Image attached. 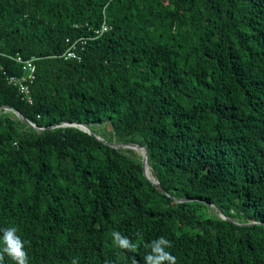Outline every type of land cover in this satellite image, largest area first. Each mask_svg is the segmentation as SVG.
<instances>
[{"label": "trees", "instance_id": "trees-1", "mask_svg": "<svg viewBox=\"0 0 264 264\" xmlns=\"http://www.w3.org/2000/svg\"><path fill=\"white\" fill-rule=\"evenodd\" d=\"M104 18L81 59L62 57ZM17 53L34 58L31 103L9 82ZM109 143L145 146L162 189ZM13 226L28 264H144L161 236L176 264H264V0H0V229Z\"/></svg>", "mask_w": 264, "mask_h": 264}, {"label": "clouds", "instance_id": "clouds-1", "mask_svg": "<svg viewBox=\"0 0 264 264\" xmlns=\"http://www.w3.org/2000/svg\"><path fill=\"white\" fill-rule=\"evenodd\" d=\"M114 242L122 249H134L136 245L119 231L112 233ZM25 241L17 235L16 227L0 229V255L6 254L14 264H28ZM151 251L144 256V264H176L177 258L166 249L171 247V241L164 236L151 241Z\"/></svg>", "mask_w": 264, "mask_h": 264}, {"label": "built area", "instance_id": "built-area-1", "mask_svg": "<svg viewBox=\"0 0 264 264\" xmlns=\"http://www.w3.org/2000/svg\"><path fill=\"white\" fill-rule=\"evenodd\" d=\"M110 25L106 22L105 18L103 19L101 25L94 29L91 36H83L75 39L70 42L67 50L62 54V57L65 59H81L80 51L83 50L87 40L94 39L101 34L105 33L110 29ZM14 59L21 64L23 73L21 75H13L9 77V82L16 86L18 92L21 93L22 97L26 99L29 103L32 102L30 96V84L35 79V70L36 66L34 63V58H23L19 53L14 56ZM71 125L67 122H64L61 126ZM74 126V125H71Z\"/></svg>", "mask_w": 264, "mask_h": 264}, {"label": "water", "instance_id": "water-1", "mask_svg": "<svg viewBox=\"0 0 264 264\" xmlns=\"http://www.w3.org/2000/svg\"><path fill=\"white\" fill-rule=\"evenodd\" d=\"M3 109L5 110H10V111H13L19 118H21L22 120H24L25 122L31 124L32 126H34L35 128L37 129H40L41 127H37L36 125H34L33 123H31L27 118H25L19 111H17L16 109H14L13 107H10V106H2ZM71 125H74L75 127H78L86 132H88L89 134L97 137L99 139V136L90 128L89 125L87 124H84V123H81V124H77V123H69ZM110 145L112 146H115L117 147V145H119L120 147H128V148H131L133 150H135V148H139L141 151V155H142V166H143V173H144V176L150 180L153 184H156L158 185L159 188L162 189V186L161 184L157 181V180H153V179H150L149 177H147V175L145 174V167L148 166V163H147V148L145 146H140V145H137L135 143H128V144H117L115 145L114 143H109ZM183 200V199H181ZM222 216L223 214L220 213ZM224 217V216H223Z\"/></svg>", "mask_w": 264, "mask_h": 264}, {"label": "bare ground", "instance_id": "bare-ground-1", "mask_svg": "<svg viewBox=\"0 0 264 264\" xmlns=\"http://www.w3.org/2000/svg\"><path fill=\"white\" fill-rule=\"evenodd\" d=\"M135 149L138 150V151H141L139 148H135ZM146 170H147V173H146ZM145 174H146L147 177H149L150 179L155 180V178H154V176L152 175L151 171L149 170V167H148V166L145 167Z\"/></svg>", "mask_w": 264, "mask_h": 264}, {"label": "rangeland", "instance_id": "rangeland-1", "mask_svg": "<svg viewBox=\"0 0 264 264\" xmlns=\"http://www.w3.org/2000/svg\"><path fill=\"white\" fill-rule=\"evenodd\" d=\"M106 130H107V129H106ZM106 130H105V131H106ZM105 131H104V132H105ZM98 136H99V139H103V137H102L101 135H98ZM115 145H117V144H115ZM117 147H120V146L117 145ZM121 148H128V147L125 146V147H121ZM135 152H136L137 154H139V155L141 154L140 151H138V150H136V149H135ZM149 170H150V169H149ZM150 171H151V170H150Z\"/></svg>", "mask_w": 264, "mask_h": 264}]
</instances>
